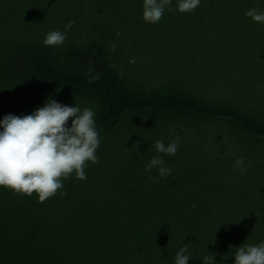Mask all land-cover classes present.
Returning a JSON list of instances; mask_svg holds the SVG:
<instances>
[{"label": "rangeland", "instance_id": "374dc122", "mask_svg": "<svg viewBox=\"0 0 264 264\" xmlns=\"http://www.w3.org/2000/svg\"><path fill=\"white\" fill-rule=\"evenodd\" d=\"M141 13L142 0H0V62L9 57L17 60L19 65L11 70L14 76L22 75V88H17L20 84L9 75L10 67L6 70L0 63V119L6 114L28 115L51 98L68 106L92 108L101 137L96 152L99 162H86V179L81 180V189L70 184V180H76L73 172L66 180L61 177L63 188L57 190L54 201L48 198L38 202L35 192L30 197L19 194V201L42 205L59 202L66 187V203L92 202L91 197L78 192H83L86 184L108 183V190L115 191L114 184H121L125 195L104 200L153 204L162 217L225 219L228 226L209 233L241 237L242 244H235L234 251L243 244H259L264 241V142L243 138L252 150L248 156H240L236 141L240 129L234 124L171 111H127L117 127L104 129L98 122L104 108L100 96L69 94L24 66L28 52L47 51L58 63L84 71L92 52L97 51L134 95L173 93L219 107L254 106L252 98H248L251 95L235 88L244 87L238 80L242 73L263 77L264 41H201V11L196 13V23L194 12L176 10V0L157 24L145 23ZM69 20L75 24L66 33L65 42L59 47H45V34L56 29L63 31ZM132 57L135 63H129ZM27 87L31 93H21L22 99L12 94V89L22 92ZM259 112L264 113V108ZM68 123L70 126L71 119ZM177 137V153L163 156L171 174L160 179L156 168L145 172L152 156L158 155L153 142L162 139L167 145ZM240 157L244 163L235 167ZM219 173L227 184L238 182V174H242L241 181L245 185L254 183L251 189L261 197H253L256 200L247 201L246 207L236 199L237 187L219 186ZM191 209L195 210L189 213ZM203 233L207 232L201 229ZM1 247L6 252L0 264H8L19 248L10 250L5 244Z\"/></svg>", "mask_w": 264, "mask_h": 264}, {"label": "trees", "instance_id": "16d2710c", "mask_svg": "<svg viewBox=\"0 0 264 264\" xmlns=\"http://www.w3.org/2000/svg\"><path fill=\"white\" fill-rule=\"evenodd\" d=\"M250 8L264 9V0H201L200 6L193 11L196 23L199 20L196 13L201 11V41H264V24L245 17ZM133 23L136 24L134 19ZM196 23L191 21L192 25ZM23 62L42 80L60 86L69 94L93 93L100 96L104 108L98 122L104 129L117 127L127 111H171L234 124L240 129L236 139L240 156H248L252 150V145H247L243 138L264 142V113L259 112L264 108V87L261 88L264 75L242 73L238 80L244 87L235 89L251 95L248 98H252L254 106L230 108L199 102L188 95H134L105 65L97 51L92 52L88 69L84 71L72 70L58 63L47 51H30L24 55ZM0 63L6 70L10 67L9 75L20 84L12 86L22 88V75L14 76L11 70L16 69L19 62L9 57ZM1 84L0 77V87ZM12 91L15 97L22 99L21 93L29 94L31 88H24L22 92ZM226 143L229 146L230 143ZM241 176L239 173V180L234 184L224 183L220 177L218 184L227 188L229 185L237 187L236 199L247 207V201H255L252 198L261 197V194L257 197L251 189L255 184L245 185ZM245 176L251 178L250 175ZM82 183L84 181L79 179L70 180L75 189H81ZM107 187L108 183L98 182L86 184L83 192L78 191L91 197L92 202L76 200L66 203L63 198L66 193L61 195L59 202L48 205L20 202L19 194L0 187V244H5L8 249L11 247L10 250L19 248L10 256L8 264H174L176 252L185 246L192 256L187 264H203L201 258L213 254L217 264H233V248L235 244H242V238L209 233L228 226L225 219L201 221V216L162 217L153 204L135 200H104L127 193L121 184H114L116 191ZM128 187L132 189V185ZM54 198L52 196L50 200L54 201ZM201 229L207 233L201 234ZM3 249L0 248V263H3V253L6 252Z\"/></svg>", "mask_w": 264, "mask_h": 264}, {"label": "clouds", "instance_id": "9594fccd", "mask_svg": "<svg viewBox=\"0 0 264 264\" xmlns=\"http://www.w3.org/2000/svg\"><path fill=\"white\" fill-rule=\"evenodd\" d=\"M172 3L173 0H142L141 18L145 23L157 24L164 12L171 10ZM200 4L201 0H176V10L191 13ZM245 17L264 24V9L250 8ZM74 24L75 21L69 20L63 31L47 32L42 44L61 46ZM129 63H135V57ZM94 116L95 111L90 107L68 106L51 98L28 115H4L0 119V187L28 197L35 192L38 202L42 203L63 188L61 177L66 180L75 172L76 179L85 180L86 162H99L96 152L101 137ZM152 147L158 155L152 156L144 171L151 173L156 168L159 178L163 179L172 171L165 165L163 156L177 153L179 138L167 145L157 139ZM243 163L240 157L234 166L240 167ZM240 170L244 171L242 167ZM231 255H234L233 264H264V241L256 245L243 244ZM190 258L187 247H181L175 254L174 264H187ZM201 260L203 264H217L214 254Z\"/></svg>", "mask_w": 264, "mask_h": 264}]
</instances>
